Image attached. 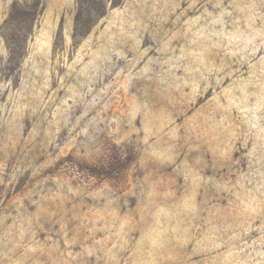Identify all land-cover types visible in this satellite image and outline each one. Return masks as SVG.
Segmentation results:
<instances>
[{
	"label": "rangeland",
	"instance_id": "obj_1",
	"mask_svg": "<svg viewBox=\"0 0 264 264\" xmlns=\"http://www.w3.org/2000/svg\"><path fill=\"white\" fill-rule=\"evenodd\" d=\"M0 264H264V0H0Z\"/></svg>",
	"mask_w": 264,
	"mask_h": 264
}]
</instances>
